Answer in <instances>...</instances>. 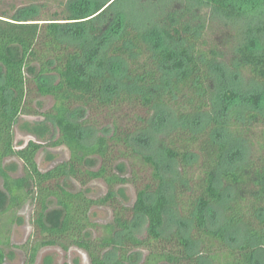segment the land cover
<instances>
[{
    "label": "trees",
    "instance_id": "trees-1",
    "mask_svg": "<svg viewBox=\"0 0 264 264\" xmlns=\"http://www.w3.org/2000/svg\"><path fill=\"white\" fill-rule=\"evenodd\" d=\"M117 2L77 0L64 15L46 18L37 6L0 9V215L29 197L38 200L35 223L43 237L25 245L28 264L47 245H76L91 264H258L264 251V0H164L152 19L132 10L131 17L118 9L111 14ZM29 80L37 93L55 99L44 113L58 130L50 144L71 152L44 172L36 160L41 143L31 140L22 149L14 143L18 118L33 111ZM127 107L131 124L115 115L111 135L84 143L93 116L114 117ZM157 120L172 124L152 137ZM30 127L42 138L52 133L46 122ZM143 138H154L156 155L136 146ZM121 146L151 166L131 208L132 216L145 217L147 236L138 238L133 219L119 214L104 226L105 235L93 238L90 207L114 202L116 185L130 179L115 164L116 151L125 154ZM11 156L23 161L24 176L10 174L5 160ZM96 158L101 166L90 169ZM164 163L174 175L164 174ZM67 177L103 178L109 192L89 198L67 189L61 182ZM52 196L58 207L49 210ZM215 207L223 220L212 227L208 213ZM172 209L186 232H165ZM236 228L244 230L240 242L229 237ZM139 247L149 250L141 262L133 251ZM109 248L117 253L113 262L103 253ZM5 261L0 247V264Z\"/></svg>",
    "mask_w": 264,
    "mask_h": 264
},
{
    "label": "rangeland",
    "instance_id": "rangeland-1",
    "mask_svg": "<svg viewBox=\"0 0 264 264\" xmlns=\"http://www.w3.org/2000/svg\"><path fill=\"white\" fill-rule=\"evenodd\" d=\"M77 0H0V9H10L11 12L16 10L29 11L31 7L37 6L42 17H48L54 12H59L64 15V9L70 11V5L75 4ZM101 1V0H99ZM164 0H118L117 4L112 9L111 14H115V10H123L131 17V10L139 16L151 18L153 10L161 6ZM149 8V9H148ZM141 17V18H143ZM79 39L73 40L79 43ZM31 74H28L30 77ZM53 82L58 80V77L51 78ZM29 88L31 93L29 95V107L33 109L31 113H23L18 118L15 126V148H24L31 140L41 143L43 147L40 149L36 156L39 168L41 171H47L54 168L59 163L65 162L70 159L71 152L65 145L53 146L50 144L51 140H55L58 136L57 128L46 118L44 113L52 110L55 99L50 95H41L36 92L35 84L29 80ZM90 111L86 112V118L91 116ZM114 117L108 113H101L93 116L91 124L94 127H86L83 131V141L86 144L93 143L99 135L112 134V121L120 115L123 118L120 121L129 125L131 124V109L125 108L119 112H113ZM81 114L78 115L80 119ZM167 115V114H166ZM127 117V119L125 118ZM82 119V118H81ZM169 120V119H168ZM46 122L52 127V133L46 137H39L31 127L36 124ZM172 124V123H171ZM170 122H163L157 120L156 128L152 137L161 136L166 129L171 127ZM136 146L144 152L156 155V145L154 138L147 142L146 138L138 139ZM120 148V147H118ZM123 147L121 146V151ZM125 152L124 150L122 153ZM127 153V154H126ZM116 154L119 158L116 159L115 164H122L121 174L124 177L130 178L124 184L116 185V200L107 204H93L90 207L89 214L90 220L94 225L88 229L92 233L93 238H98L106 234L104 226L113 223L119 214H123L125 218L132 220V231L138 238H145L147 236V221L143 216H132L131 208L136 202L138 188L145 185L150 179L151 166L145 162L140 156L133 155L130 151L121 154L118 150ZM120 155V156H119ZM114 164V165H115ZM5 165L10 174L14 178L24 176L26 174L23 161L18 156H11L6 158ZM163 172L167 176L174 175L165 163L163 164ZM168 165V164H167ZM90 169L96 170L101 166V160L97 158L95 161L87 163ZM167 167V168H166ZM54 182V181H53ZM67 189L73 192L84 191L89 198L99 199L107 195L109 192V185L103 178L90 179L87 183H83L79 178L67 177L61 181ZM3 179L0 177V188L2 189ZM37 191V190H36ZM53 201L50 203L49 210L58 207L56 198L51 197ZM40 209L38 200L27 198L26 201L19 207L7 211L0 215V247L6 253V264H28L30 249L26 250L25 245L33 244L36 240L43 237L39 227L35 223L37 211ZM176 210V209H175ZM172 209L168 212L165 221V232L171 231L175 228H182L184 232L187 231L185 223H181L178 212ZM121 212V213H120ZM52 216L53 215H49ZM55 217V216H54ZM222 211L220 208L215 207L208 213V221L212 227L221 225ZM244 236L242 228L231 230L229 237L234 242H240ZM136 255V261H144L149 254V250L144 247L135 248L133 250ZM107 253L108 261H115L117 253L112 248L103 251ZM258 264H264V251H260L257 255ZM33 264H91V259L88 253L76 246L70 245L68 249L60 245H47L39 249L36 259ZM124 264H131L130 261ZM210 264V262H208Z\"/></svg>",
    "mask_w": 264,
    "mask_h": 264
}]
</instances>
